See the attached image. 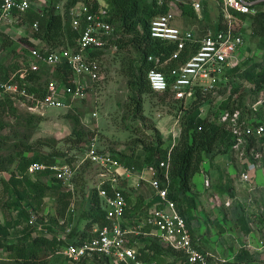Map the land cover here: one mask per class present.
Masks as SVG:
<instances>
[{
	"label": "built area",
	"instance_id": "1",
	"mask_svg": "<svg viewBox=\"0 0 264 264\" xmlns=\"http://www.w3.org/2000/svg\"><path fill=\"white\" fill-rule=\"evenodd\" d=\"M156 1L160 5L166 4L169 9L151 20L150 35L154 39L174 42L176 48L171 57L165 60L159 55L148 57V60L155 64L148 72L150 87L155 92H169L172 98L183 102L193 98L197 89L203 92H216L225 74L240 63L238 54L245 40L244 33L237 31L239 17L243 14L258 13L264 0H215L222 13V27L218 30H209L202 35L199 33V36L194 28L180 26L176 22L177 17L183 14L185 7L190 6L195 11L197 19H203L202 3L209 0ZM33 5L42 8L47 3L46 0H2L0 48L1 33L8 34L12 27L16 26L20 29L17 28L15 32L33 41L26 31L29 25L22 19ZM68 13L73 28L80 31L77 45L48 52L45 44L34 40V45L28 52V59L23 60L22 65L8 81L0 82V95L7 93L16 104L24 106L27 111L41 115L51 107L74 109L72 103L74 100L87 97L89 90L103 77L98 61L92 53L96 50L117 48L110 41L113 37L119 38L120 35L108 20L107 8L101 5L99 0H78L70 7ZM31 26L33 31H39V20H34ZM192 47L196 49L190 51L185 61L172 67L168 76L159 69L172 59L178 60L186 48ZM58 64L68 67L70 71L68 82L52 76L46 94L42 97L27 90L26 83L31 73H40L44 68ZM260 93L263 95L264 90ZM262 99L259 103L263 102ZM96 115L97 113L94 112V116ZM178 123L180 121L175 125ZM220 123L232 133L233 151L245 164L242 179L250 181L251 173L259 166L258 161L262 155V152L250 146L251 137L264 139V118L258 124L251 125L247 117L242 116L240 109L223 110L220 114ZM84 154L86 162L96 164L101 169L100 181L95 186L107 221L104 225L95 224L88 230L86 236L83 235L85 231L83 225L81 232L70 237L73 227H66L65 232H55L53 226L52 229L47 226L50 220L45 219L41 212V214L31 212L28 220L35 230L54 235L59 242L66 241L56 248V254L75 263L84 260L88 262L105 260L110 264H213L215 255L197 246L198 240L179 212L176 202L169 197L170 152L160 162V166L164 168L162 178L156 177V170L152 167L138 170L124 165L113 157L111 151L98 148L94 142L85 149ZM251 157L254 160H251ZM80 164L82 165V162L77 160L73 163L34 162L28 167L27 173L34 175L49 171L50 176L43 175L44 180L55 177L62 180L67 185V189L73 190V179ZM145 173H149L150 177H145ZM204 173L205 185L211 189L209 187L211 176L207 172ZM126 179L132 182L131 186L127 183L128 188L133 187L139 193L146 189L144 193L142 192L144 196L148 194L144 198V203H148L153 197L157 198L147 212L144 211L140 218L133 220L134 224H130L126 216L129 206L124 193L123 181ZM217 203L223 204L218 199ZM232 203L227 201L224 205L231 206ZM71 211H75V206L71 207ZM60 221L65 222L63 219ZM153 242L176 253L163 255L162 261L153 258L151 256L153 251L148 248ZM261 246L264 247V240H261Z\"/></svg>",
	"mask_w": 264,
	"mask_h": 264
},
{
	"label": "trees",
	"instance_id": "2",
	"mask_svg": "<svg viewBox=\"0 0 264 264\" xmlns=\"http://www.w3.org/2000/svg\"><path fill=\"white\" fill-rule=\"evenodd\" d=\"M61 0H48V4L43 8V14L38 13L34 9H29L23 16L24 22H30L31 32L37 39L43 40L47 51H56L60 48L75 47L77 45L80 31L74 29L70 16L69 9L78 0H67L64 4V12L58 11L59 3ZM110 6H105L108 10V20L115 26V30L119 33V38H112L111 43H114L119 50H133L137 53L136 58H130L128 61L127 75H129V86L134 92H137V96H133L135 100V111L138 116L145 117L144 114V94L156 93L160 95L162 101H171V94L169 92L159 93L152 90L148 82V72L155 66L154 62L148 60L150 55L161 56L162 60L171 57L173 51L176 48L174 42H167L162 39H154L150 35L151 20L158 14L168 11L166 4H159L156 0H110ZM2 0H0L1 5ZM99 3V2H98ZM185 13H189L191 16H195L193 9H184ZM239 25L237 31L244 33L249 27L252 28L253 33L257 36L264 38V3H262L261 9L254 15L243 14L239 17ZM38 19L40 23L39 31L32 30V24L34 20ZM222 13L219 14L217 25L215 29H219L223 24ZM27 28V29H28ZM29 31V30H28ZM2 47L4 48L6 42L13 43L10 36L2 32ZM24 41H28L27 37L23 36ZM30 43V42H29ZM196 47L186 48L179 59L170 60L165 66L159 67L164 71L167 76L170 73L172 67L178 65L179 62L185 61ZM108 50H96L92 55L98 60ZM17 64L14 66V68ZM19 66V65H18ZM242 63L230 69L224 76H231L241 69ZM10 68L0 61V82L8 81L12 74L18 67ZM55 73V77L61 78L68 82L70 71L64 64H58L43 69L40 73H31L26 83L27 90L35 92L39 97L46 94V88L51 80L52 76H49V72ZM50 72V73H51ZM44 73V74H43ZM247 79L254 86V92L260 94L264 90V65H257L247 73ZM16 80V78H15ZM240 86L233 85L231 93L224 98L216 106L215 109L208 108V113L204 114L203 108L204 102L212 94L211 92H203L201 89H197L193 98L189 101H177L175 100V106L177 108L176 115L181 116L179 127L180 139L172 147H164V138L160 129L154 124L152 126L153 131L156 134V144L146 145L143 149L146 151L143 155L136 156V151L132 152H120L111 151L113 157L119 162L130 168H136L143 170L145 168L152 167L156 170V177L162 178L164 174V168L160 166V162L168 156L170 152V189L169 197L173 199L179 212L186 219L188 227L193 233L192 220L196 217L195 210L197 208L196 198L194 195V183L193 176L196 172L201 170V164L204 161L203 153H223L232 152L233 148V135L220 123V114L223 110L240 109L243 117L247 116L251 125L259 123L257 120H253L250 109L245 104L244 94L239 93ZM169 97V98H168ZM167 98L169 100H167ZM172 103V102H171ZM18 105V104H17ZM16 105V101L11 98L9 94L0 95V110L9 113L19 120L15 127V132H19V129H24L25 133L19 136L16 141L9 144L10 138L8 136H0V173L9 172L10 178L6 188L10 194L15 195L13 202L6 203V206L14 209L17 212V218L12 225L9 221L3 224L0 221V251L2 250L6 256H0V264H4V261H15L16 264H58L60 259L67 260L59 254H56V248L66 243V241H58L56 236L51 234H45L43 231L35 230L29 224V215L31 212L40 213V208L43 206V200L47 196L55 198L56 204V220L63 219L71 201L73 200L74 192L67 189V185L62 180L55 177H49V180H44L43 175L50 176L51 172L44 171L36 174L35 178H32L27 173L28 167L34 162L45 163H57L59 160L55 158H42L37 154L31 155L30 151L33 149L32 144L26 140L28 134L33 132L39 123L42 121L43 115L32 113L30 111L23 114H18L19 108ZM181 111L182 114H181ZM66 116L71 117L74 121V127L71 133L72 137H75L78 142L92 141L95 132H85L82 128L80 117L72 112L65 113ZM251 118V119H250ZM6 124L0 122V129L5 128ZM13 128V127H12ZM28 132V134H27ZM87 135L88 137H85ZM87 138V140H84ZM251 141H256V137H251ZM92 143V142H91ZM90 143V144H91ZM89 144V145H90ZM88 145V146H89ZM223 147V148H222ZM87 148V146H86ZM102 149V148H100ZM171 149V151H169ZM105 150V149H103ZM9 151V154L6 152ZM61 161L73 163L76 156L69 157L64 153H61ZM90 164V163H86ZM85 165V164H84ZM83 165V166H84ZM81 168V167H80ZM78 169L73 179V185L78 186L80 184L81 190L85 193L86 181L83 177L84 170ZM80 182V183H79ZM128 179L123 181L124 193L126 194L129 206L126 210V216L129 218L128 222L134 224L135 219H138L148 211V209L157 201V198L150 200L148 203H144V194L139 193L135 188H128ZM9 184H12V188ZM73 186V187H74ZM226 190H230L228 186ZM222 189V188H221ZM225 190V188H224ZM222 189V191H224ZM193 191V194H189ZM88 206L82 211L81 219L84 221L83 235L86 236L88 230H90L95 224L104 225L106 223L105 212L102 207L101 198L98 195L97 187L94 185L88 191ZM14 197V196H13ZM259 209V212L253 213L254 216L259 217L261 222L264 223V208ZM145 211V212H144ZM242 213L238 216L239 223L246 233L250 232L248 216H245V207H242ZM138 212H141L140 214ZM69 213V211H68ZM69 216V215H68ZM263 217V218H262ZM70 224H73V218L69 216ZM22 220H26V225L22 226V229L18 230L16 234L10 232L12 226L19 225ZM52 220L47 224L52 229ZM127 223V224H129ZM82 227H79L78 223L74 224L70 237L75 236L81 232ZM221 231H224L221 227ZM16 237L15 239L13 237ZM194 236V233H193ZM145 242V241H144ZM147 242V241H146ZM199 248L200 245L197 242ZM153 251L151 255L153 258L162 261L163 255L176 253L170 248H166L157 242H153L148 246ZM50 251L52 255L56 254V258L48 257L45 253L44 256L41 253ZM59 255V256H58ZM55 256V255H54ZM224 260L217 259L218 264H255V260L264 258L257 257L249 250L241 248L236 251L231 258L222 257ZM68 261V260H67ZM70 262V261H68ZM71 264H110L108 261L103 262L87 260L81 262H70ZM264 264V260L262 261Z\"/></svg>",
	"mask_w": 264,
	"mask_h": 264
},
{
	"label": "rangeland",
	"instance_id": "3",
	"mask_svg": "<svg viewBox=\"0 0 264 264\" xmlns=\"http://www.w3.org/2000/svg\"><path fill=\"white\" fill-rule=\"evenodd\" d=\"M62 1L66 3L67 0ZM99 1L105 6H110L111 3L110 0ZM219 9L220 6L215 0L205 1L204 4L202 3V21H199L197 16H190L189 14L178 16L177 20L179 19L181 24L186 27L194 28L197 35L199 33V35H202L205 32L208 33L209 30H214L213 27L216 25L220 13ZM17 28L18 26L12 27L11 31H9L10 33L7 34L10 36V39H12L13 43L10 44L6 42L8 45L4 48H0V61H3V64L10 68H14L16 64V67L19 68L23 60L28 59V52L31 46L34 45V40H37L40 44H45L43 40H38L29 28L27 30H29L28 33L30 37L33 38V41H31V39H28L30 43L24 41L23 36L17 33V31H14L17 30ZM19 29L20 28H18V30ZM246 33L247 34L244 36L245 44L238 54V59L240 63H242L241 69L234 73V75L226 76L217 86L216 92H213L204 102V114L208 113L207 107L215 109L220 101L231 93L233 85L240 86L239 93L244 94V101L248 108H263L264 94H258L253 91L254 86L247 79L246 75L255 66L264 65V38L255 35L250 27ZM136 56L137 53L133 50H119L118 48L108 49L103 56L97 60L103 77L89 90L87 97L74 100L72 102L74 109L68 108L67 110L66 108L51 107L45 110L42 121L37 128L29 134L27 132L28 137L26 140H28L33 147L29 154H37L45 159L55 158L61 161L63 158L61 157V153H64L72 158L76 156L74 160L82 162L80 167L84 172L83 177H80V179L84 178L86 181L85 193L81 190L80 184L74 186L73 190L70 189L74 192V196L69 210L67 209L64 223L55 219L56 209L58 207L55 198L47 196L43 200V206L40 208V211H42L41 213L45 219L52 220L51 223L55 232H65L66 227L72 228L75 223H78L79 227L83 226L84 221L80 217L82 211L88 206L86 198L89 194L88 191L100 181L101 169L96 164H86L88 163L86 162V157H84L86 146L88 147L91 142H94L98 148L105 150L130 153L134 149L136 151V156L143 155L142 157H144L146 151L143 147L156 144V134L152 126L154 124L157 126L160 118L174 115V117H176L175 122L181 121V116L176 115L177 108L175 106V99L171 98V101L165 102L162 101L160 95L156 93L144 94L142 96L145 117L143 118L137 115L135 111L136 103L133 99V96H137V92L130 89L128 83L129 75H127L128 61L130 58H136ZM50 72L47 75H55L54 71ZM168 98L167 100H169ZM260 99L263 100V103L259 104ZM17 106L19 108L18 114L28 112L24 106ZM67 112L75 113L80 117L82 122L81 126L84 128L85 132H95L92 141L89 142L87 138H85L84 140L87 141L78 142L75 137L71 136L75 125L73 119L65 115ZM94 112L97 113L96 116H94ZM18 120L17 117L6 112L2 113L0 110V122L6 124L5 128L0 129V136H8L10 138L9 144L16 141L19 136L23 137L25 133V130L22 128L19 129V132H15ZM179 124L180 123L176 125V138L174 137L173 131H171L168 136L169 141H167L166 145L168 148L173 147L180 139L181 129ZM85 137L88 136L85 135ZM232 153L233 152L230 151L221 152L217 153L215 156L214 153L208 155L203 153L205 159L201 164V170L196 172L192 178L194 183L193 190H196L194 191V195L197 208H194L196 217L192 220L191 225L194 228L193 233L201 249L210 251L215 255L213 264L217 263L216 259L218 258H231L235 252L241 248L249 250L257 257L264 258V247L261 246V240H264V223L261 222L260 216L257 217L253 215V213L259 212V210L256 211L257 207L263 210V197L256 193L243 192V190L237 191L233 195L232 193L229 194V191L226 190L227 188L229 189L228 186L231 187V185L235 189V182L239 179H234L233 177L235 176L228 177L227 169L231 175L236 174V171L233 166L230 165L228 168L226 163H224L229 160L231 156L234 157L233 154H237L236 152ZM6 154H9V151H7ZM212 156L214 157L211 160ZM234 159L236 160L237 158ZM213 162L219 164L218 168L214 169L212 165ZM221 164L225 165L221 166ZM218 169L223 171V179L219 180L217 176L214 178L210 175L211 180L209 187L211 189H208L205 185L204 171L210 174H216ZM144 175L147 178L150 177L149 173H145ZM238 175L242 177V172L239 171ZM31 177L35 178L36 174L31 175ZM9 178V172L0 173V218L6 220V222L9 221L13 225L17 218V212L6 206V203L13 202L15 195L10 194L4 189L5 182L6 184L10 182ZM131 183V181L128 182L130 186ZM9 185L11 189H13L12 184ZM221 188L223 190L225 188V190L222 191ZM144 191L142 192L144 193ZM191 193L193 194V191L189 192V194ZM146 195L148 196L147 193L145 196ZM217 199L219 202H223V204L217 203ZM227 201L233 202L232 205H224ZM72 206H75V211H71ZM243 206L249 214H251L249 217V233L243 230L237 219L242 213L241 210ZM68 215H71L73 218V224H70L69 221L67 222V220L70 219ZM24 225H26V220H22L19 225L12 226L10 232L16 234ZM221 227L224 231H221ZM13 238L15 239L16 237L14 236ZM45 253L48 254V257H52L53 259L56 258V254H54V256L48 250L41 253V255L44 256ZM0 256L5 257L6 254L1 250ZM263 260L264 259L255 260V264H262ZM4 262V264H16L15 261ZM58 264L71 263L67 260L64 261L60 259Z\"/></svg>",
	"mask_w": 264,
	"mask_h": 264
},
{
	"label": "crops",
	"instance_id": "4",
	"mask_svg": "<svg viewBox=\"0 0 264 264\" xmlns=\"http://www.w3.org/2000/svg\"><path fill=\"white\" fill-rule=\"evenodd\" d=\"M46 3L48 4V0H46ZM64 3L62 0L60 1L59 3V7H58V11H60L61 13L64 12ZM101 4V3H100ZM102 5V4H101ZM104 6V5H103ZM45 7V5L41 8V7H37V6H34L32 7V9L36 10L38 13H41L43 14V8ZM186 9H192L190 6L188 7H185ZM184 8V9H185ZM183 9V10H184ZM189 13H185L183 12L182 16L183 15H187ZM196 14V13H195ZM220 14V13H219ZM190 15V14H189ZM191 16V15H190ZM219 17V16H218ZM23 19V18H22ZM199 21H202V19H198ZM24 22V20H23ZM177 22L179 23L180 26H183V28H189V27H186L185 25H182L181 22L179 21V19L177 20ZM217 22H218V19L216 21V25H217ZM27 23L29 26H30V22H25ZM32 24V23H31ZM215 27V26H214ZM213 27V28H214ZM192 28V27H190ZM24 29V27H23ZM215 29V28H214ZM249 29V28H248ZM248 29L244 32V36L245 34H247L246 32L248 31ZM28 32V30H26ZM249 33V32H248ZM263 103V102H262ZM260 104V103H259ZM264 104V103H263ZM262 105V104H261ZM250 109V108H249ZM252 109V108H251ZM250 109V114H251V118L253 120H257V121H260L264 118V105H263V108L261 107H255L254 109L251 110ZM247 117V116H246ZM250 118V119H251ZM176 117H174V115H168L166 117H163V118H160L158 120V127L163 135V138H164V147L168 148L166 145H167V141L168 140V136L170 135V132L173 131L174 133V137L176 138ZM247 120H249V118L247 117ZM250 121V120H249ZM174 138V139H175ZM177 142V141H176ZM250 146H253L256 150L262 152L261 156H260V159L258 161V164L259 166L256 168V170H254L251 175H252V179L250 181H247V180H243L242 177H240L238 174H239V171L243 173V171L245 170V164H243L241 162V160L239 159L238 157V154H233L235 153V151L232 150V154L234 155L231 156V158H229V160L225 161L224 163H226L227 167L229 168V166H233L235 171H236V174H233L231 175L229 172H228V169H227V173H228V177H233L234 179L236 178H239L238 181L235 182V189L232 187L231 185V189L229 190V194L232 193L233 195L238 191H242L243 192H247V193H256L258 194L259 196H262V200L264 201V139H256V141H252L251 142V145ZM217 154V153H216ZM214 154V156L216 155ZM211 158V160L213 159V157ZM234 158H237L236 160ZM234 159V160H233ZM251 160H254L253 157H251ZM213 167L214 169L215 168H218V163H214L213 162ZM225 164H221V166H223ZM222 168V167H221ZM242 170V171H241ZM206 172V171H204ZM211 172V171H209ZM223 171H221V169H218L217 173L214 174H210L212 175L214 178L217 176V178H219V180L223 179V174H222ZM208 173V172H207ZM205 174V173H204ZM225 175V174H224ZM31 176V175H30ZM225 177V176H224ZM232 179V178H231ZM220 188V187H219ZM4 189L7 190L6 188V182H5V185H4ZM193 191H196V190H193ZM234 197V196H233ZM263 207V206H262ZM255 209V208H253ZM259 210V207L256 208V211ZM251 214H249V212L245 209V216H248V220H249V217H250ZM0 221L4 224L5 223V220L1 219L0 218ZM5 254V253H4Z\"/></svg>",
	"mask_w": 264,
	"mask_h": 264
}]
</instances>
